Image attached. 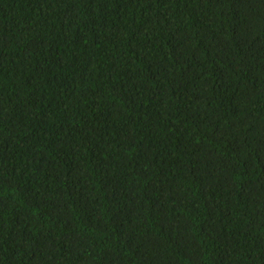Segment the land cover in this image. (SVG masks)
Masks as SVG:
<instances>
[{
    "label": "trees",
    "instance_id": "obj_1",
    "mask_svg": "<svg viewBox=\"0 0 264 264\" xmlns=\"http://www.w3.org/2000/svg\"><path fill=\"white\" fill-rule=\"evenodd\" d=\"M0 264H264V0H0Z\"/></svg>",
    "mask_w": 264,
    "mask_h": 264
}]
</instances>
